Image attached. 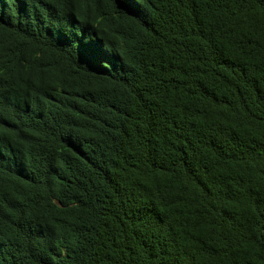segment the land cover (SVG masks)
I'll use <instances>...</instances> for the list:
<instances>
[{
    "label": "trees",
    "instance_id": "1",
    "mask_svg": "<svg viewBox=\"0 0 264 264\" xmlns=\"http://www.w3.org/2000/svg\"><path fill=\"white\" fill-rule=\"evenodd\" d=\"M0 264H264V0H0Z\"/></svg>",
    "mask_w": 264,
    "mask_h": 264
},
{
    "label": "water",
    "instance_id": "2",
    "mask_svg": "<svg viewBox=\"0 0 264 264\" xmlns=\"http://www.w3.org/2000/svg\"><path fill=\"white\" fill-rule=\"evenodd\" d=\"M122 3V2H121ZM123 4V3H122Z\"/></svg>",
    "mask_w": 264,
    "mask_h": 264
}]
</instances>
